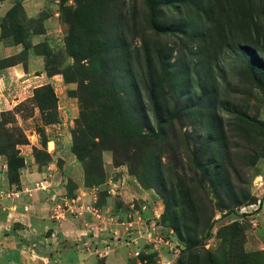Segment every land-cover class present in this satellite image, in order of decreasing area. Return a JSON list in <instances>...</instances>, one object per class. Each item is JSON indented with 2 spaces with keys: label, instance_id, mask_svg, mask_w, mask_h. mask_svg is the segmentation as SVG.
Listing matches in <instances>:
<instances>
[{
  "label": "rangeland",
  "instance_id": "1",
  "mask_svg": "<svg viewBox=\"0 0 264 264\" xmlns=\"http://www.w3.org/2000/svg\"><path fill=\"white\" fill-rule=\"evenodd\" d=\"M59 4L63 37L52 47L41 42L37 51L45 56L49 74L66 71L71 80L72 89L64 96L58 92L57 104L64 111L65 100H77L79 115L84 109L89 128L101 132L103 139L91 137L80 116L60 120L56 98L45 86L17 107L21 118L11 111L3 113L0 151L19 149L24 155L25 144L7 145L3 128L11 143L31 144L38 138L44 144V124L59 121L60 128L71 134L73 159L86 163L85 186L97 198L92 202L95 209L110 214L112 206L117 210L114 216L118 209L124 212L120 219L115 217L121 226L113 233L116 237L108 238L121 248L130 247L135 264H181L186 254L179 232L162 222L166 198L171 204L187 200L206 207L198 247L203 257L212 253L221 264L229 254L242 251L250 257L248 264H264V0H60ZM27 19L17 4L6 31L22 38ZM33 26L42 29V19L34 20ZM12 58L22 60L25 54ZM81 82H90L91 87L80 90ZM98 87L121 96L128 116L138 118L146 132L158 127V111L167 119L165 136L157 135L158 143L151 148L146 180L155 183L153 187L146 188L130 174L134 167L127 154L133 155L134 144L125 139L120 123L110 115L113 127L102 132L104 121H93L91 109L100 100L94 99L97 91L92 88ZM153 100H160V105ZM38 104L48 109L46 116ZM93 141L96 145L89 149ZM31 153L40 166L64 163L59 155L53 159L46 145L34 146ZM4 161L8 167V157L0 154V163ZM10 176L17 178L14 170ZM74 177L67 182L71 198L77 194ZM162 181L166 185L161 186ZM69 198L53 201L52 219H65ZM74 199L72 206L77 204Z\"/></svg>",
  "mask_w": 264,
  "mask_h": 264
},
{
  "label": "crops",
  "instance_id": "2",
  "mask_svg": "<svg viewBox=\"0 0 264 264\" xmlns=\"http://www.w3.org/2000/svg\"><path fill=\"white\" fill-rule=\"evenodd\" d=\"M59 3L60 0H0V61L25 54V59L0 65V119L3 113L10 111L21 118L17 107L32 98L36 88L49 84L57 96L58 92L64 96L72 89L62 74L48 73L45 56L37 51L41 42L52 47L63 37ZM17 4L30 21L22 28V38L18 41L5 28L8 13ZM40 18L42 29L33 26V21ZM65 104L64 111L57 104L60 120H76L80 111L77 100H65ZM44 126L45 144L36 138L22 147L25 163L19 170L18 181H11L7 164L0 163V264H135L129 256L130 247L121 248L116 240L108 238L116 237L113 233L121 226L115 217L120 219L124 212L118 209L114 216L112 206L108 208L110 214L95 209L93 203L97 198L91 194L92 188L85 186L84 166L73 159L71 134L60 128L63 125L59 121ZM43 145L53 159L59 155L64 160L62 166L55 161L40 166L31 150ZM107 157L109 163L110 155ZM79 169L74 177L73 173ZM71 177L77 185L73 198L67 195V182ZM61 197L65 201L71 198L70 210L65 212L63 221L57 222L50 216V209L53 201ZM74 197H77L76 210H72L75 205H71Z\"/></svg>",
  "mask_w": 264,
  "mask_h": 264
},
{
  "label": "trees",
  "instance_id": "3",
  "mask_svg": "<svg viewBox=\"0 0 264 264\" xmlns=\"http://www.w3.org/2000/svg\"><path fill=\"white\" fill-rule=\"evenodd\" d=\"M15 8V6H14ZM13 8V9H14ZM12 9V10H13ZM11 10V11H12ZM11 11L8 13V17L11 14ZM8 19V18H7ZM7 21V20H6ZM7 22L5 24L6 28ZM16 37V36H15ZM21 38L16 37V41L20 40ZM72 56H77V53L72 54ZM81 57L82 55L79 54ZM13 58L5 59L0 61V63H4V65H10L14 61H11ZM8 62V63H5ZM57 73H60L64 76L66 82H70L68 80V75L66 71H58ZM73 82V80H72ZM48 86L50 88L51 93L56 98V109L57 106V96L55 94V90L51 85H44L42 87L36 88L34 90V94L41 88ZM87 86L91 87V83L81 82L80 84V90H84L87 88ZM94 87V86H93ZM96 87V86H95ZM92 90L97 91V93L93 96L94 99L100 100L99 103L95 104V110L91 109L90 115L93 117V121L97 123L98 121L102 120L103 122V130L102 132H108V129L112 128V121L114 119L120 123V127L123 128L124 131H126L127 135H124L125 139H128L130 142L134 144V153L133 155H128V160H131V166L134 167L132 171H130V174L135 175L138 177L140 182L146 186V188L153 187L155 183H148V178H146V174L149 172L150 167V161L152 160V153L151 148L158 143L157 135L165 136L166 132L164 130V125L166 124L167 119H164L161 113L158 111V116L156 122L158 123V127L156 129L150 128L148 132L144 130L142 122L138 118H130L128 116V111L125 106V104L122 102L121 96H118L117 94H114L113 91H108L107 89H103V87H98L96 89L92 88ZM153 90V88H152ZM154 91V90H153ZM83 95L81 96V98ZM83 103V98H82ZM85 102V101H84ZM155 104L160 105V100H153ZM38 107L40 108L43 116H46L45 113L48 110L47 108H42L40 104H38ZM112 115V118L110 119L109 116ZM82 118V121L84 122V125L87 127V131L89 135L93 138H99L101 141L103 139V135L101 132L95 133L92 128H89L87 112L83 109L80 112L79 115ZM79 117V118H80ZM108 117V119H107ZM56 122V120L49 121L48 123ZM113 124H115L113 122ZM2 125V124H0ZM90 125V124H89ZM2 137L6 136L5 142L7 145L13 144V148L15 145L18 144H27L28 142H15L11 143L10 138H12L7 129L3 128ZM75 136V135H74ZM46 142V141H45ZM45 144V143H44ZM94 145H96V142L93 141L89 144V149L92 148ZM77 147L73 145V152L77 155V157L82 160L83 156L80 153H77L75 151ZM34 151H38V149H34ZM128 152V150H127ZM126 152V153H127ZM0 154L6 155L8 157V170H9V176L11 175L12 171H15L16 174V180L11 181H18L19 178V170L24 166L25 159L24 156L20 154L19 149H13L12 151H9L7 149L1 150ZM37 157V156H36ZM84 164V163H83ZM86 166V163L85 165ZM137 168V169H136ZM86 170V168H85ZM87 175V170H86ZM157 177H161L158 175ZM179 183V182H178ZM161 186L166 185L163 181L160 183ZM179 193H183V189L181 186L178 187ZM166 209L163 213L162 222H169L180 234L184 242L186 243L184 253L185 256H183V259L181 261V264H220L216 257L212 253L205 254L206 258L201 255V250H199V246L202 244V240L200 239V236L205 231V226L203 224V219H206V207L204 208L203 205H196V203H192L191 201L187 203H179L176 202L175 204H171L169 200L166 198L165 202ZM205 215V216H204ZM249 256L245 254L242 251L233 252L226 256L223 260V263L221 264H248L249 263Z\"/></svg>",
  "mask_w": 264,
  "mask_h": 264
},
{
  "label": "built area",
  "instance_id": "4",
  "mask_svg": "<svg viewBox=\"0 0 264 264\" xmlns=\"http://www.w3.org/2000/svg\"><path fill=\"white\" fill-rule=\"evenodd\" d=\"M60 214L62 215V213H60ZM63 215H64V214H63ZM57 217L59 218L60 215L58 214ZM129 225H131V224H129ZM170 233H173V230H172V229L170 230ZM139 254H140V252H138V251L135 252V255H136V256L139 255Z\"/></svg>",
  "mask_w": 264,
  "mask_h": 264
}]
</instances>
